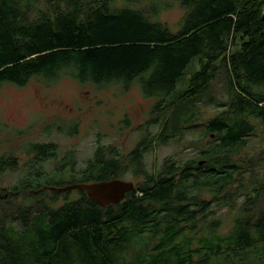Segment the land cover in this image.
Returning <instances> with one entry per match:
<instances>
[{
  "label": "trees",
  "instance_id": "1",
  "mask_svg": "<svg viewBox=\"0 0 264 264\" xmlns=\"http://www.w3.org/2000/svg\"><path fill=\"white\" fill-rule=\"evenodd\" d=\"M140 1L0 0V84L68 76L102 87L138 83L158 98L136 148L123 154L99 145L79 171L69 151L56 167L77 178L63 185L50 182L45 167L58 156L56 142L23 147L28 171L9 187L3 175L19 170L20 160L0 154V264H264V167L237 159L256 134L253 120L264 125V0ZM175 3L185 14L173 31L157 16ZM193 61L187 85L173 93ZM218 75L232 95L192 142L198 156L165 158L149 171L154 136L164 142L196 124L201 98L215 99ZM157 123L160 133L148 132ZM129 172L140 180L105 206L80 189L70 198L48 188Z\"/></svg>",
  "mask_w": 264,
  "mask_h": 264
},
{
  "label": "rangeland",
  "instance_id": "2",
  "mask_svg": "<svg viewBox=\"0 0 264 264\" xmlns=\"http://www.w3.org/2000/svg\"><path fill=\"white\" fill-rule=\"evenodd\" d=\"M137 4L148 5L144 0ZM184 14L183 7L175 3L168 9L164 8L157 17L175 31ZM195 61L189 64L181 78L185 85L179 82L177 91L174 90L173 93H178L187 85L196 67ZM226 80L225 75H218L213 81L214 101L201 98L199 107L195 110L198 120L196 118V124L193 122L184 129V135L178 134L164 142L159 134L154 136L156 145L145 153L146 168L149 171L160 167L165 158L183 163L198 156L199 147L193 146L192 142L201 141L206 133L203 124L217 115L222 110L221 102L232 95ZM157 101L158 98L144 96L138 83L129 86L110 83L102 87L81 84L63 76L57 82L49 84L36 77L21 86L10 82L0 84V154L14 152L20 160L19 170L5 173L1 186H12L26 175V164L31 156L23 147L28 148L32 141H53L58 144V156L45 163L46 170L51 175L49 181L55 185H63L77 178L70 169L57 170L56 167L69 151H75L77 171L87 166L99 145H114L123 154L131 152L145 134L142 131L151 119L152 107ZM253 123L257 126L256 134L248 137L247 146L237 159L248 158L250 161L253 157L259 168H262L264 125L257 119ZM51 124H59L62 130L56 125L48 130L47 126ZM160 130L161 125L157 123L151 124L148 132L156 134ZM123 179L136 182L140 177H134L129 172ZM78 193V189H75L68 195L73 198ZM242 199L243 196H240L239 200ZM218 209L220 212L226 210L225 207ZM229 228L230 219H227L222 231L227 232Z\"/></svg>",
  "mask_w": 264,
  "mask_h": 264
},
{
  "label": "water",
  "instance_id": "3",
  "mask_svg": "<svg viewBox=\"0 0 264 264\" xmlns=\"http://www.w3.org/2000/svg\"><path fill=\"white\" fill-rule=\"evenodd\" d=\"M262 17L264 20V5L262 7ZM202 163L203 161H199V164ZM134 187V181L113 178L110 180H102L89 183L80 182L68 184L65 186H50L48 188L58 192L80 189L83 190L91 199L96 201L98 204L105 206L120 202L124 199L127 192L132 190Z\"/></svg>",
  "mask_w": 264,
  "mask_h": 264
}]
</instances>
